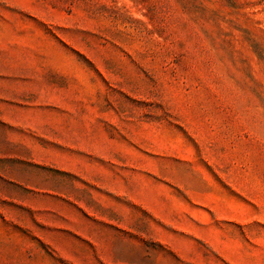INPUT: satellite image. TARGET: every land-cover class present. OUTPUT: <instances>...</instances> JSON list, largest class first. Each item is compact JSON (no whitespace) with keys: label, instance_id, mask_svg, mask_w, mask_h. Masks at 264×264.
<instances>
[{"label":"rangeland","instance_id":"rangeland-1","mask_svg":"<svg viewBox=\"0 0 264 264\" xmlns=\"http://www.w3.org/2000/svg\"><path fill=\"white\" fill-rule=\"evenodd\" d=\"M0 264H264V0H0Z\"/></svg>","mask_w":264,"mask_h":264}]
</instances>
